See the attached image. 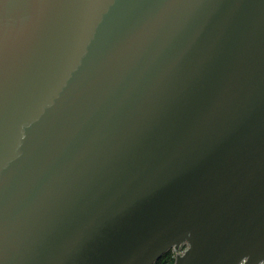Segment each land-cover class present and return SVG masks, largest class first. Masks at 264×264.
<instances>
[{
    "label": "water",
    "instance_id": "95a60500",
    "mask_svg": "<svg viewBox=\"0 0 264 264\" xmlns=\"http://www.w3.org/2000/svg\"><path fill=\"white\" fill-rule=\"evenodd\" d=\"M264 263V0H0V264Z\"/></svg>",
    "mask_w": 264,
    "mask_h": 264
},
{
    "label": "trees",
    "instance_id": "16d2710c",
    "mask_svg": "<svg viewBox=\"0 0 264 264\" xmlns=\"http://www.w3.org/2000/svg\"><path fill=\"white\" fill-rule=\"evenodd\" d=\"M172 250L167 251L155 264H174Z\"/></svg>",
    "mask_w": 264,
    "mask_h": 264
},
{
    "label": "built area",
    "instance_id": "2783aa9c",
    "mask_svg": "<svg viewBox=\"0 0 264 264\" xmlns=\"http://www.w3.org/2000/svg\"><path fill=\"white\" fill-rule=\"evenodd\" d=\"M186 247H187V245L184 244V245H182V247H181L179 250H177V251L173 249V250H172V255H173L174 259L177 257L178 254L183 253L184 250L186 249ZM262 264H264V263H262Z\"/></svg>",
    "mask_w": 264,
    "mask_h": 264
}]
</instances>
